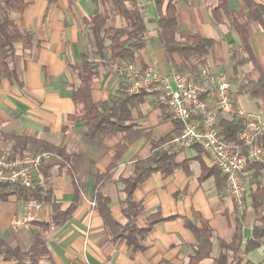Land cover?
<instances>
[{"label": "crops", "instance_id": "obj_1", "mask_svg": "<svg viewBox=\"0 0 264 264\" xmlns=\"http://www.w3.org/2000/svg\"><path fill=\"white\" fill-rule=\"evenodd\" d=\"M255 1L264 5V0ZM28 2L18 26L31 33L42 46L39 50L24 51L19 45L15 57L10 60L19 82L0 78V150L13 154V143L7 138L22 135L65 147L72 155L71 161L64 166L59 157L51 154L43 171L56 202L64 211L73 208L64 225L56 227L48 205L10 195L0 200L1 239L10 248L27 253L39 234L50 255L44 264H190L197 246L191 227L208 228L212 232V252L200 264H214L221 256L220 242H230L234 236L236 207L226 179L220 187V178L216 175L204 177V167L214 166L200 147L177 154L180 167L172 175L165 177L161 172L154 173L134 192L133 200L144 207L137 218V228L144 231L137 237L141 249L130 246L126 238H117L107 227L103 209L96 205L97 182L100 181L99 190L109 199V215L120 226H125L123 202L126 196L121 180L132 173L136 157L149 155L150 145L144 139L134 143L110 177L98 180V174L107 172L112 162V149L118 140L112 136L90 140L84 124L70 121L78 112L73 99L74 87L79 84L76 69L81 64L82 52L89 45L85 20L93 15L94 7L89 0ZM174 3L178 9L180 33L191 32L214 40L203 68L214 75H226L232 70V95L238 110L264 116V100L253 99L249 89H240L245 79L251 77L236 75L232 58L234 53L244 55L242 44L227 19L222 23L215 21L212 9L216 0H174ZM230 7L240 16L246 12L242 0H230ZM148 8L151 22L157 19L158 9L153 0ZM149 26L150 30L155 28L152 23ZM248 34L253 57L264 71V27L254 23L248 27ZM134 63L140 70L151 66L162 75L172 73L156 35L139 51ZM246 69L255 70L258 77L253 63L238 67L239 72ZM112 70H100L93 84L95 102L107 101L109 94L121 83ZM235 77L238 80L235 81ZM148 96L135 117L159 140L172 132L174 125L163 115L158 95L148 93ZM201 98L209 106L213 104L208 94H202ZM224 118L230 117L220 116L219 127ZM254 173L250 167L245 172L248 191ZM261 183L264 188V170ZM18 220L22 223L15 225ZM155 220L158 222L151 225ZM243 223L244 232L250 229L251 237L258 224L257 213L249 208ZM242 260L241 264H264V244L244 254ZM0 264L16 263L5 261L0 254Z\"/></svg>", "mask_w": 264, "mask_h": 264}, {"label": "trees", "instance_id": "obj_2", "mask_svg": "<svg viewBox=\"0 0 264 264\" xmlns=\"http://www.w3.org/2000/svg\"><path fill=\"white\" fill-rule=\"evenodd\" d=\"M94 7L93 15L85 20L88 47L81 54V64L78 71L79 84L74 87L73 99L78 106V112L70 117V121L84 124L86 137L95 138L115 137L118 141L113 147L111 164L106 173L98 174V180L110 177L111 172L118 167L129 148L142 139L150 145V153L144 158L136 157L132 165V173L122 179L124 184L125 200L123 202V214L127 219L125 226H120L109 215L107 205L109 199L104 197L100 181L97 182L96 205L103 209V218L108 228L117 238H126L130 246L141 249L137 237L144 231L137 228V218L144 212V207L133 200L136 189L154 173L161 172L165 177L173 174L180 167L177 163V154L166 150V145L179 136L183 131V124L174 121L164 104L160 105L163 115H167L174 125V130L159 140L154 138L150 128H144L135 117L136 112H141V107L148 99V93L140 95L128 92L126 78H120L121 83L110 94L107 101L95 102L93 99V84L98 78L101 69L109 71L118 62L133 63L139 51L144 49L152 38L157 36L165 55L167 63L173 71L183 74L199 76L201 68L205 67L206 59L210 54L214 40L205 38L191 32H179L178 9L174 0H153L158 11L157 19L149 22L148 5L152 0H89ZM246 5V12L240 16L230 7V0H216L212 14L217 23L224 19L230 25L231 30L240 38L244 55L234 53L233 68L238 72V67L247 63H253L258 77L246 78L240 86L242 91L249 89L253 99L264 100V71L256 63L250 50L248 27L254 23H260L264 27V5L255 0H242ZM28 0H0V78H9L19 82V76L10 60L17 53V47L22 46L24 51L30 49L39 50L42 44L34 36L22 31L18 26L23 13L28 7ZM14 16V17H13ZM122 21L120 28L109 26L114 18ZM149 23L154 24L153 30L149 29ZM148 66L142 70H146ZM238 80L235 77V81ZM163 113V112H162ZM245 121L233 118H224L220 122L222 139L229 144L240 143V134L245 129ZM119 137V139H118ZM13 143L14 154H24L36 151L49 153L61 159V164L66 165L71 161L72 155L65 147L54 146L44 140L28 138L26 136L8 137ZM260 144L264 146V139ZM254 169L253 181L249 184L248 197L244 212L234 213L235 233L232 241L220 242L221 256L214 264H241L243 255L250 253L264 244V188L261 183L264 161L251 164ZM204 177L216 175L219 177L218 185L222 187L226 179L214 166L204 167ZM15 195L25 201L36 200L48 205L52 211L54 226H61L67 221L70 208L67 211L57 203L53 191L45 187L22 188L17 185L0 184V200L8 199ZM257 213L258 224L254 227L252 236H244V220L248 209ZM236 209V208H235ZM158 222L155 220L153 223ZM149 229V228H148ZM197 240L194 255L190 264H200L209 258L212 252V232L208 228L198 229L191 227ZM146 230L145 232H147ZM140 237V236H139ZM0 254L5 261L16 264H44L49 260V252L46 242L36 234L34 241L26 253L20 249L10 248L0 237ZM49 264H55L50 262Z\"/></svg>", "mask_w": 264, "mask_h": 264}, {"label": "built area", "instance_id": "obj_3", "mask_svg": "<svg viewBox=\"0 0 264 264\" xmlns=\"http://www.w3.org/2000/svg\"><path fill=\"white\" fill-rule=\"evenodd\" d=\"M113 70L120 78H126L130 94L158 95L173 120L183 124L182 133L165 149L180 154L200 147L225 176L236 210L242 214L248 197L245 172L251 164L264 161V146L260 144L264 139V116L238 110L229 77L214 75L206 68H201L197 77L176 71L162 75L153 67L140 70L135 64L125 62H118ZM202 94L209 95L211 106L202 100ZM222 115L245 121L240 143L229 144L222 139L218 124ZM50 156L36 151L22 155L0 150V184L45 187L47 177L43 168ZM21 223L18 220L15 225Z\"/></svg>", "mask_w": 264, "mask_h": 264}, {"label": "rangeland", "instance_id": "obj_4", "mask_svg": "<svg viewBox=\"0 0 264 264\" xmlns=\"http://www.w3.org/2000/svg\"><path fill=\"white\" fill-rule=\"evenodd\" d=\"M14 17V16H13ZM150 24V23H149ZM109 26H111V27H115V28H120L121 26H122V21L117 17V18H114V19H112L111 20V22H110V24H109ZM150 28H151V26H149ZM154 35V37H155V34H153ZM152 52L155 54V48H154V45H152ZM155 51V52H154ZM112 70V69H111ZM112 71H114V70H112ZM255 71V70H254ZM253 71V69H246L245 70V72H244V70H240V72L238 71L237 72V74L236 75H240L241 74V77L244 75V74H246V75H248L249 77H251V78H255V77H257V73L256 72H254ZM117 75V74H116ZM228 77H229V79H230V82L233 80V72H232V70H230L229 71V73L227 72V74H226ZM232 79V80H231ZM242 79V78H241ZM236 120H238V119H236ZM247 181V180H246ZM247 183H248V181H247Z\"/></svg>", "mask_w": 264, "mask_h": 264}, {"label": "water", "instance_id": "obj_5", "mask_svg": "<svg viewBox=\"0 0 264 264\" xmlns=\"http://www.w3.org/2000/svg\"><path fill=\"white\" fill-rule=\"evenodd\" d=\"M251 230L250 229H246L244 232V236L245 238H248L250 236Z\"/></svg>", "mask_w": 264, "mask_h": 264}]
</instances>
